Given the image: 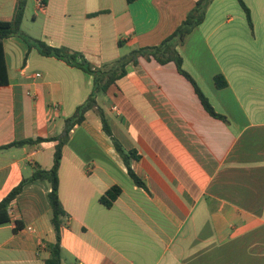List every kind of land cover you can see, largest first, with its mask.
I'll use <instances>...</instances> for the list:
<instances>
[{"label":"crops","instance_id":"obj_1","mask_svg":"<svg viewBox=\"0 0 264 264\" xmlns=\"http://www.w3.org/2000/svg\"><path fill=\"white\" fill-rule=\"evenodd\" d=\"M18 1L0 0V20L13 19ZM197 1L26 0L22 28L101 68L161 44ZM244 1L250 18L238 0H211L178 47L223 118L204 109L172 62L140 58L97 98L114 136L140 156L131 168L145 186L129 175L98 109L71 130L59 169L63 264H264V0ZM30 20L37 32L26 29ZM4 52L0 202L37 167H53L57 143L2 147L60 136L94 86L89 73L19 37L5 39ZM115 186L121 193L107 207L101 198ZM49 193L37 181L11 202L17 216L0 225V264H46L56 242Z\"/></svg>","mask_w":264,"mask_h":264},{"label":"trees","instance_id":"obj_2","mask_svg":"<svg viewBox=\"0 0 264 264\" xmlns=\"http://www.w3.org/2000/svg\"><path fill=\"white\" fill-rule=\"evenodd\" d=\"M128 1L131 2L134 0ZM210 2L211 0H198L196 5L189 11L186 18L175 30V32L166 38L161 44L134 49L129 54L121 57L113 64L106 65L101 68H96L91 65L81 53L71 52L66 48L51 46L43 40L27 35L22 29L27 8L26 0L18 1L13 19L11 21L0 20V86L8 85L10 82L9 72L5 60L4 40L12 37H19L23 39L28 45L29 50L36 49L41 55L60 59L70 66L84 70L94 78V86L91 95L83 105L77 108L75 114L66 120L64 131L60 136L51 139H28L2 147L9 148L24 146L26 144H33L42 141H54L57 143L53 167L51 169L37 167L30 178L23 179V181L0 202V225H2L11 221L9 215L10 204L22 193L25 186L37 181L46 182L48 184L50 187L49 199L52 210L51 223L56 233V242L49 246L50 257L46 260V264H63L61 250V229L64 226L67 213L63 208L60 198L59 169L63 158V147L69 139V134L76 125L82 123L86 119L87 111L93 108L98 109L103 122V130L112 140L115 149L122 157L125 165L127 166L129 175L138 186H145V183L142 181V179H140L131 168V160L139 159L140 156L136 153V151L125 150L123 144L114 136L105 113L97 101V98L100 95H105L108 89L113 84H115L117 80L121 79L127 74V67L130 64L138 66L140 64V58H145L148 60L152 59L161 65L171 62L174 63L178 72L187 78V80H189V82L193 85L204 109L215 118H223L221 115L216 113L209 99L203 93L196 80L183 68V58L178 50V47L185 43L187 37L198 26L203 24L206 19L207 9ZM238 2L250 18L251 12L245 1L238 0ZM214 80L218 88H225L227 86V81L222 75L215 76ZM120 193V188L115 186L101 198V202L105 206L111 207L112 202L117 199ZM108 198H110V200H108ZM16 223L18 227L21 226L19 221H16Z\"/></svg>","mask_w":264,"mask_h":264},{"label":"rangeland","instance_id":"obj_3","mask_svg":"<svg viewBox=\"0 0 264 264\" xmlns=\"http://www.w3.org/2000/svg\"><path fill=\"white\" fill-rule=\"evenodd\" d=\"M33 9L31 8L30 9V15H33ZM30 17H32V16H30ZM39 27L40 26H35L34 24H32V22H31V20L29 21V23L27 24V26H26V29L28 30V31H31L32 32V30H33V32L35 31V32H37L38 30H39ZM23 29V28H22ZM24 31V30H23Z\"/></svg>","mask_w":264,"mask_h":264},{"label":"built area","instance_id":"obj_4","mask_svg":"<svg viewBox=\"0 0 264 264\" xmlns=\"http://www.w3.org/2000/svg\"><path fill=\"white\" fill-rule=\"evenodd\" d=\"M40 76H41V74H37V77H40ZM9 215H10V218H11V216H13V217L17 216L16 210L9 207ZM28 229L33 230L31 227H29Z\"/></svg>","mask_w":264,"mask_h":264}]
</instances>
